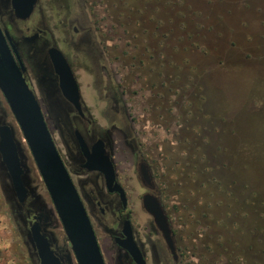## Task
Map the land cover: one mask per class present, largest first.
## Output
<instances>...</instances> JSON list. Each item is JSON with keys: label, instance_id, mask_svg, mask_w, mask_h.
Returning a JSON list of instances; mask_svg holds the SVG:
<instances>
[{"label": "rangeland", "instance_id": "1", "mask_svg": "<svg viewBox=\"0 0 264 264\" xmlns=\"http://www.w3.org/2000/svg\"><path fill=\"white\" fill-rule=\"evenodd\" d=\"M40 1L43 26L57 35L68 13L89 29L93 57L87 67L75 66L83 94L88 104L93 94L104 98L91 108L100 122L110 115L120 122L131 118L155 166L187 264H264V0ZM36 19L35 13L29 21ZM0 21L41 70L45 49L24 32L20 23L27 20L14 17L11 0H0ZM42 73L47 89L36 85L34 92L53 131L52 118L66 112L67 104L59 96L46 99L51 91L59 94L47 68ZM1 121L16 131L33 194L22 208L0 159V264H38L26 214L34 208L49 210L48 230L70 254L49 192L0 90ZM131 184V216L141 231L148 226L137 184ZM144 241L151 264H168L155 235ZM102 249L106 264H124L123 251Z\"/></svg>", "mask_w": 264, "mask_h": 264}, {"label": "flooded vegetation", "instance_id": "2", "mask_svg": "<svg viewBox=\"0 0 264 264\" xmlns=\"http://www.w3.org/2000/svg\"><path fill=\"white\" fill-rule=\"evenodd\" d=\"M61 2L60 7L64 8L63 1ZM35 13L37 19L36 22L32 23L29 20ZM41 14L43 12L39 0L33 14L26 19L27 23L21 22L20 25L26 27L23 30L28 37H38L41 42L40 45L45 49L40 63L43 65L42 69L47 68L50 72L51 85H55L59 94L56 95L54 91H51V93H47L49 95L46 99L54 102L53 100L57 99L56 96H59L67 104L66 112L56 113V117L52 118L53 131L51 125L49 123L48 125L59 153L90 216L102 253L103 247H108L115 254H118V251H123L125 253L124 264H138L130 251L122 245L127 239L126 230L131 229L146 264H151V261L144 238L152 239V235L157 237L159 246L162 244L164 246L165 251L161 252L164 255V261L168 264H187L181 247L176 244V230L163 200V188L158 181L155 166L146 148H144L140 135L135 133L132 123L128 122L132 121L131 118L127 121L123 119L120 122L121 119L110 115V119L102 123L96 119L91 108H93V104H99V101L104 100V98L93 94L92 100L88 104L83 94L76 67L77 65H80L81 68L87 67L89 57H93L90 53L89 29L81 25L79 17L73 19L71 14L68 13L61 20L62 27L57 35L53 29L43 26ZM53 47L60 49L75 73L81 93V110L64 96L60 88V78L49 54V50ZM20 55L26 66L25 76L31 88L35 90L37 85L43 91L46 90L44 80H39V77L43 74L42 69H39L36 61H29L21 52ZM37 59H40V56ZM39 83L40 85H38ZM37 97L41 102L38 94ZM117 116L120 117V115ZM58 132L61 136L60 139L56 138ZM82 140L86 144V150L81 143ZM98 155L101 157L107 156L112 162L116 177L115 183L120 184L124 189L125 201L119 191L110 190L107 185L106 173L103 170L90 169L93 163H90L89 159ZM133 180L138 187L136 193L140 200V211L145 215L144 225L145 227L148 226L146 229H141V231L136 230V224H134L131 216V196L129 192L134 190L131 188ZM112 188H115V184ZM85 200H88L90 205H87ZM148 200L151 203L157 202L161 206L170 230L172 246L160 227L155 214L147 207L146 201ZM26 214L29 217V225L31 226V222L35 221L37 213L33 209L32 213L27 212ZM128 221L129 224L127 225L126 222ZM138 235L141 237H138Z\"/></svg>", "mask_w": 264, "mask_h": 264}, {"label": "water", "instance_id": "3", "mask_svg": "<svg viewBox=\"0 0 264 264\" xmlns=\"http://www.w3.org/2000/svg\"><path fill=\"white\" fill-rule=\"evenodd\" d=\"M38 4L39 0H11L14 17L21 20L30 18ZM49 54L59 75L64 96L81 110L79 84L69 61L57 47L51 48ZM25 72L26 66L22 61L18 43L14 41L9 29L0 22V90L20 126L71 244V253H63L58 248L54 234L48 230L51 224L49 210L34 208L37 214L35 221L31 222L29 235L36 251L35 256L38 257L39 264H73L72 253L78 264H106L90 216L59 153L42 104L27 82ZM81 143L86 150L85 142L82 140ZM25 155L14 127L1 121L0 159L22 208L33 194L28 181L30 167ZM89 162L93 163L90 169H100L106 173L110 190L119 191L125 201L124 189L115 183V172L110 159L98 155L90 158ZM114 184L115 188H112ZM146 205L155 214L172 246L170 230L161 206L149 200ZM126 234L127 239L122 245L130 251L138 264H146L131 229L126 230Z\"/></svg>", "mask_w": 264, "mask_h": 264}]
</instances>
